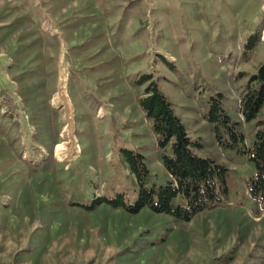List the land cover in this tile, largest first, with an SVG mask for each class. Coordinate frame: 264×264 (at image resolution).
<instances>
[{
  "label": "rangeland",
  "instance_id": "rangeland-1",
  "mask_svg": "<svg viewBox=\"0 0 264 264\" xmlns=\"http://www.w3.org/2000/svg\"><path fill=\"white\" fill-rule=\"evenodd\" d=\"M263 60L264 0H0V89L14 106H0V264H264L244 153L255 122L238 108ZM143 75L197 153L226 168L221 201L187 222L97 202L136 199L124 150L144 157L147 185L171 179L139 106ZM218 94L240 142L208 120Z\"/></svg>",
  "mask_w": 264,
  "mask_h": 264
},
{
  "label": "trees",
  "instance_id": "trees-1",
  "mask_svg": "<svg viewBox=\"0 0 264 264\" xmlns=\"http://www.w3.org/2000/svg\"><path fill=\"white\" fill-rule=\"evenodd\" d=\"M133 4V3H129ZM260 41L259 33L254 36ZM253 43L247 45V49ZM148 82L139 98V106L150 123L157 138L156 146L161 153L162 165L171 178L165 184L147 185L150 172L141 154L124 150L125 163L133 177L137 197L129 203L122 193L115 198L98 199L112 207H119L130 213H137L143 207L155 213H164L178 220L190 221L197 213L221 201L225 192L224 177L226 168L210 157L197 153L201 144L192 141L175 115L171 101L160 91L156 81L149 75L138 80ZM221 94L210 104L208 120L214 125L216 133L223 128L233 143L242 141L243 134L234 129V124L221 106ZM0 106L6 114L13 117V100L0 89ZM264 60L247 82L239 100V112L245 122H255V132L250 145L244 153L253 165L254 175L247 181L248 193L264 204ZM217 137L220 139L219 134Z\"/></svg>",
  "mask_w": 264,
  "mask_h": 264
},
{
  "label": "bare ground",
  "instance_id": "bare-ground-1",
  "mask_svg": "<svg viewBox=\"0 0 264 264\" xmlns=\"http://www.w3.org/2000/svg\"><path fill=\"white\" fill-rule=\"evenodd\" d=\"M62 145L64 146V147H62V148H60L59 150H60V154H62V153H64V152H69V150L71 149V145H69L68 143H66V142H63L62 143Z\"/></svg>",
  "mask_w": 264,
  "mask_h": 264
}]
</instances>
